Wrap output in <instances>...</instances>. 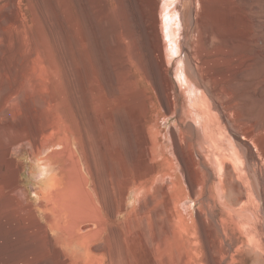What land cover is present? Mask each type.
<instances>
[{
	"label": "rangeland",
	"instance_id": "374dc122",
	"mask_svg": "<svg viewBox=\"0 0 264 264\" xmlns=\"http://www.w3.org/2000/svg\"><path fill=\"white\" fill-rule=\"evenodd\" d=\"M156 1L164 7L174 0ZM153 3L0 0V109L5 105L0 115L13 111V120L2 123L24 132L2 159L0 191L5 201L13 200L15 219L34 234L12 238L10 228L1 224L0 264H264V185L256 186L250 177L248 200L232 204L234 194L220 183L216 162L221 153L234 160L231 146L223 139L206 140L202 132L192 152L183 143L191 162H199L203 151L214 174L194 196L178 165L172 134L184 139L187 129L176 113H167L155 86L159 52L152 51ZM255 3L264 20V0ZM251 19L250 28L256 30ZM179 28L165 30L172 39L167 76L173 82L177 77L185 89ZM120 31L129 37L124 52L113 43ZM188 37L191 51L201 48L195 29ZM239 41L227 63L210 65L206 73L216 87L248 95L247 112L259 124L264 122V92L260 99L248 92L264 82V63L242 62L241 54L252 50ZM122 60L124 67L117 65ZM109 68L122 73L119 80H130L131 95H118ZM94 75L102 88L98 97L85 91ZM187 108L186 123L199 121L198 111ZM242 109L238 117L245 115ZM260 138L264 149V135ZM66 148L77 155L81 170L67 152L56 154ZM238 160V179L244 182ZM201 172L196 177L204 180L203 167ZM82 174L88 180L83 188ZM72 191L80 200L74 217L67 207ZM74 218L79 219L74 233L65 232L62 227Z\"/></svg>",
	"mask_w": 264,
	"mask_h": 264
},
{
	"label": "bare ground",
	"instance_id": "6f19581e",
	"mask_svg": "<svg viewBox=\"0 0 264 264\" xmlns=\"http://www.w3.org/2000/svg\"><path fill=\"white\" fill-rule=\"evenodd\" d=\"M153 5L156 13L152 25L156 34V39L152 44V51L159 52L157 53L159 54V82L157 81L155 86L167 113H171V111L176 113V115L179 116L180 124L184 125L187 129V136L184 139L181 136L177 137L176 134H172V136L174 141L173 144L175 145V157L189 183L191 193L194 196L196 188L200 184L207 186L214 175L213 170L206 161V155L203 151H199L201 159L196 163L195 161L191 162L189 154L183 148V143L186 142L192 152L202 132L206 140H211L212 138L223 139L226 142V147L228 148L229 144L233 149L234 160H229L223 153L217 154L216 162L219 165L220 173L222 172L220 183H222L224 189H229L232 194H234L233 200L231 201L233 205L241 204L244 201L246 202L249 197V195H247V184H250V177H254L256 186L264 185V149L260 143V137L264 135V122L256 124L252 116H249L251 114L247 112L250 110L248 95L242 97L239 94L229 91L227 88L216 87L212 82L211 76L206 73V69L210 65L215 66L227 63L228 60L226 57L229 50H231L239 40H242V42L248 46L247 48L252 50V53L247 52L241 54L240 58L242 62L250 64L258 59L264 63V20L259 19L261 16L258 12L259 6L255 3V0H174L171 3L168 2V4H165L164 7L160 6V3L158 4L157 1L154 0ZM164 14L168 15L167 19H164ZM250 17L255 19L254 26L257 27H255L256 30L252 27L250 28L252 24V19ZM170 21H174V24H170ZM176 25H178V30L180 26L182 29L181 37L183 38L180 41L179 50L180 52H182V49L184 51L185 66L182 67L181 74L187 84L186 86H188L187 89L190 90L189 96L186 95L184 91L186 86L185 89H182V85L180 86L177 77V82H173L168 79L167 76V72L169 71V64L166 60L169 56L167 49L171 47L172 43L170 41L172 39L169 40L166 38L165 30L168 26L176 27ZM186 26L188 30L184 32L183 28ZM259 26H262L261 30L258 29L260 28ZM173 29L174 35L172 37L175 39L177 38L175 35L177 31L175 28ZM194 29L197 31L199 40L202 42L201 48L199 47L195 52L190 50L191 44L189 37L187 38L188 33L193 32ZM128 40L129 37L126 34L121 31L119 33L116 32L115 39L113 40L115 49L124 52L127 48ZM124 62V60H122V62L119 61L117 65L124 67ZM226 66L228 67V65ZM109 70L112 74H115V87L118 95H131L132 91L129 88L130 80H119V75L122 73L114 72V68H109ZM98 81L99 80L95 78L94 75L89 78L85 85V91L90 93L93 97L102 95V88L98 84ZM263 92L264 82L260 86H252L248 93L252 99H260ZM242 98H244L246 102H242ZM188 106L198 111L200 115L198 118L199 121L196 120V122L186 123L185 120L189 113ZM2 107H5V105ZM2 107L0 109L1 112H3ZM240 107H243L242 110H245V115L242 117L240 115L241 118L238 117ZM13 117V111H9L5 115H0V173L2 159L10 154V148L15 145L18 139L20 140V137L24 133L22 132L23 129L19 126L2 123L3 118L13 120ZM66 152L74 158L76 166L81 170L77 155L73 150L66 148L63 152L56 154L61 155ZM237 159H239L242 164L241 166L244 172L243 177H246L244 182L238 179L239 174L237 173V165L234 164V161ZM202 167L207 173L204 180L198 175L196 177V172H201ZM87 182V178L85 176L83 177L82 174L80 187L83 188L86 186ZM75 193L76 191L70 193L69 202L71 205L67 206L70 208L71 217L79 214L80 200ZM262 193L264 198V192ZM82 195L85 196V193L83 192ZM88 195L90 194L88 193ZM54 202H56L55 199ZM95 210L94 207L93 211ZM58 213H62L61 209L58 210ZM71 221V224H69V222V225L62 227V229L65 232L70 231V234H73L79 219L74 218ZM98 222L101 223V221ZM1 224L10 228L12 231V238L27 235L32 236V238L34 237L32 230L27 229L25 231L23 229L24 224H21L15 219V206L13 200L9 199V201H5L0 191V225ZM211 238L212 237H208L207 242V252L210 258L213 254V244L210 243ZM211 262L210 260V263Z\"/></svg>",
	"mask_w": 264,
	"mask_h": 264
}]
</instances>
